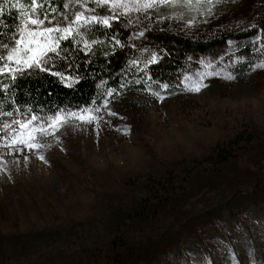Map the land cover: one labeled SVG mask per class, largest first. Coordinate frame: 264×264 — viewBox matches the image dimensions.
Listing matches in <instances>:
<instances>
[{
    "label": "rangeland",
    "instance_id": "374dc122",
    "mask_svg": "<svg viewBox=\"0 0 264 264\" xmlns=\"http://www.w3.org/2000/svg\"><path fill=\"white\" fill-rule=\"evenodd\" d=\"M96 2L108 6L110 15H95L84 0H72L74 25H129L135 48L145 38L141 22L153 23L150 15L190 37L214 31L252 35L264 19V0ZM80 13L83 19L76 21ZM26 23L15 53L6 57L9 74L50 70L68 46L70 29ZM46 28L54 30L32 43L28 32ZM255 38L258 32L245 39L253 40L249 60L230 42L220 58L189 64L178 97L152 89L109 93L92 111L61 113L55 124L56 116L5 117L0 264H264V41ZM41 47L42 62L27 67L23 61L37 54L27 48ZM29 121L27 132L41 126L45 132L31 133L34 141L27 134L22 139L39 147L19 143L26 131L20 125ZM215 146L228 150L227 163H212ZM202 188L212 198L194 200ZM82 248L91 253L68 251Z\"/></svg>",
    "mask_w": 264,
    "mask_h": 264
},
{
    "label": "trees",
    "instance_id": "16d2710c",
    "mask_svg": "<svg viewBox=\"0 0 264 264\" xmlns=\"http://www.w3.org/2000/svg\"><path fill=\"white\" fill-rule=\"evenodd\" d=\"M36 2L43 6L36 9L32 18L39 17L48 26L61 31L70 29L68 46L59 52L57 64L50 70L34 67L20 74L0 73V126L5 117L18 113L45 120L64 112L92 109L107 100L109 93H146L152 89L168 97H178L183 91V73L189 64L207 57L220 58L230 49V42H235L236 54L240 58L249 60L252 58L249 50L253 40L246 42L245 39L258 32L256 42L264 41V19L251 31L252 35L214 31L209 35L190 37L169 29L166 22H156V18L150 15L153 23L141 22L145 38L135 48L129 25H126L127 29L120 22L75 26V11H70L72 0ZM84 2L95 15H110L108 6L98 5L96 0ZM31 13L29 0H7L0 15V68L19 39L27 14ZM245 67L240 69V76L246 73ZM53 72L69 76L72 82L66 84ZM248 129L251 136L253 129L250 124ZM213 151L216 157L212 163L228 162V150L215 146ZM211 195L207 188H202L194 193L193 199L212 198ZM143 214V210L135 212V217ZM117 215L123 216L119 211ZM111 225L117 227L119 224L112 220ZM68 251L75 256L91 253L85 248Z\"/></svg>",
    "mask_w": 264,
    "mask_h": 264
},
{
    "label": "snow or ice",
    "instance_id": "6c2138e0",
    "mask_svg": "<svg viewBox=\"0 0 264 264\" xmlns=\"http://www.w3.org/2000/svg\"><path fill=\"white\" fill-rule=\"evenodd\" d=\"M7 0H4L3 3H0V15L3 14V9L5 7V4H6ZM29 2L31 3L32 5V13L31 14H27L26 16V19H27V23H30L32 25H36V26H39V25H42L44 23L43 20L39 19V17H36V18H32V16L35 15L36 13V9L38 7H42L43 5H40V4H37L36 0H29ZM149 7L151 5H148ZM12 7H23L22 5H12ZM81 19H83V13H80V14H77L76 15V21H80ZM103 23L107 24L108 23V20H103L102 21ZM27 23L25 25V27H27ZM54 29L52 28H46L44 29L43 31H35V30H31L28 32V35L31 36L33 39H32V43H37L39 44V41L36 39L37 37H43L45 35V33H51ZM56 31H60V29H55ZM65 31H68V29H65ZM22 42V41H21ZM16 49H13V53H15ZM27 51L28 52H33L35 51L37 54L36 55H32L30 57H28L27 60H24L23 63L27 66V67H33L34 65H38L40 64L42 61H40L38 59V56L40 55H43V48H38L36 50L32 49V48H27ZM9 60L12 59V56L9 55L8 57ZM29 61H33L34 63H29ZM17 63L19 64L20 61L17 60ZM8 70V66L5 65L4 68H0V73L4 72V71H7ZM13 71H20V69H15ZM84 112H89V111H92V110H89V109H85L83 110ZM72 116H76L77 114L76 113H72L70 114ZM80 119H84V116H80L79 117ZM37 119L36 117H32V120H35ZM62 119L61 116H56L53 120V124H55L56 122L60 121ZM31 121H29V123L27 124H21L20 127L22 129H25L26 131H22L19 133V143H22V144H25L27 147L29 148H32V147H39V145L37 144H34V143H30L24 139H22V137H24L26 134L29 135L30 137V140H35L36 137L34 135H32L31 133H35V132H41V133H44L45 132V129L43 126L39 127V128H36V127H33L31 129V132H27V130L29 129V125H30ZM17 141H13V143H16ZM42 158V157H41Z\"/></svg>",
    "mask_w": 264,
    "mask_h": 264
}]
</instances>
